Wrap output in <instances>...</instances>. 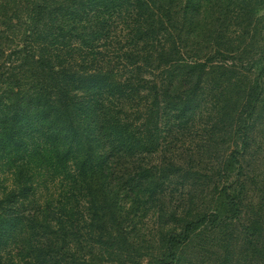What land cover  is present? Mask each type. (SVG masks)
Returning <instances> with one entry per match:
<instances>
[{
  "label": "trees",
  "instance_id": "obj_1",
  "mask_svg": "<svg viewBox=\"0 0 264 264\" xmlns=\"http://www.w3.org/2000/svg\"><path fill=\"white\" fill-rule=\"evenodd\" d=\"M262 10L264 0H0V264H182L196 234L235 224L241 244L223 240L225 256L264 264V216L243 219L245 184L231 180L264 105ZM208 94L235 145L223 166L120 162L157 153L163 116L183 128ZM182 172L213 182L211 200L167 206L164 185ZM140 207L169 227L156 247L138 235Z\"/></svg>",
  "mask_w": 264,
  "mask_h": 264
},
{
  "label": "rangeland",
  "instance_id": "obj_2",
  "mask_svg": "<svg viewBox=\"0 0 264 264\" xmlns=\"http://www.w3.org/2000/svg\"><path fill=\"white\" fill-rule=\"evenodd\" d=\"M260 15H264V10ZM254 119L255 128L251 131L249 148L241 155L244 171L240 176H236L235 173L231 176L232 182L245 184L243 219L252 218L256 214L264 216V105L263 109L257 111ZM180 122L175 112H168L163 116L165 144L160 150L154 154L137 155L134 160L122 159L120 162H124L129 170L136 169L139 164L167 163L172 159L183 162L186 170L189 165L203 168L210 173L223 166L235 145L222 130L213 96L208 94L205 97V101L187 126L181 128ZM164 186H168L166 205L178 207L179 212L187 211L193 200L202 206L205 201L211 200L215 191L213 182L200 183L191 178L190 173L183 172L171 178ZM130 206L131 199L128 201L127 211ZM158 213L154 207L150 210L147 207H140L132 211V214H137L138 235L149 248L158 246L161 231L164 229L163 232H166L169 228L165 225L164 219L160 220ZM237 228L239 226L235 224L216 232L208 230L199 232L183 248L182 264H255L252 258L248 262L240 260L239 254L231 258L225 256L223 240L232 239L231 244H241V238L234 237L238 232Z\"/></svg>",
  "mask_w": 264,
  "mask_h": 264
}]
</instances>
